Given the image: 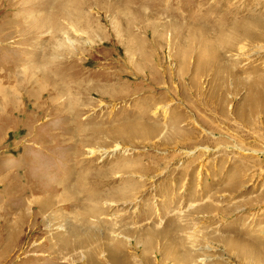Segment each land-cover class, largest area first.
I'll list each match as a JSON object with an SVG mask.
<instances>
[{"label":"rangeland","instance_id":"374dc122","mask_svg":"<svg viewBox=\"0 0 264 264\" xmlns=\"http://www.w3.org/2000/svg\"><path fill=\"white\" fill-rule=\"evenodd\" d=\"M94 263L264 264V0H0V264Z\"/></svg>","mask_w":264,"mask_h":264},{"label":"bare ground","instance_id":"6f19581e","mask_svg":"<svg viewBox=\"0 0 264 264\" xmlns=\"http://www.w3.org/2000/svg\"><path fill=\"white\" fill-rule=\"evenodd\" d=\"M244 38H246V37H244ZM239 40V39H238ZM223 42V41H222ZM238 43V42H237ZM234 45V44H233ZM233 45H231L230 47L231 48H233ZM239 47V46H238ZM234 50V49H233ZM231 51V50H230ZM157 62V61H156ZM145 63V62H144ZM146 64V63H145ZM156 66V65H155ZM84 67V66H83ZM74 68V67H73ZM158 68V67H157ZM57 69V68H56ZM145 74V73H144ZM259 75V74H258ZM260 76V75H259ZM154 77V76H153ZM155 78V77H154ZM161 79V78H160ZM159 79V80H160ZM171 79V78H170ZM169 79V80H170ZM158 80V79H157ZM158 80V81H159ZM258 82V81H257ZM60 84V83H59ZM64 85V84H63ZM161 86V85H160ZM253 86H258L256 83L255 84H253ZM52 87V86H51ZM69 87V86H68ZM64 88V87H63ZM72 88V87H71ZM70 88V89H71ZM164 88V87H163ZM174 88V87H173ZM162 89V88H161ZM116 94V93H115ZM59 96H60V94H59ZM113 96H114V94H113ZM53 97V96H52ZM175 98V97H174ZM69 100V99H68ZM70 102V101H69ZM62 103V102H61ZM49 104V103H48ZM161 108V107H160ZM73 115V114H72ZM181 118V117H180ZM64 130V129H63ZM186 135V134H185ZM138 136V135H137ZM143 137V136H142ZM147 137V136H146ZM144 138V137H143ZM142 138V139H143ZM141 141V140H140ZM122 145V144H121ZM62 186V185H61ZM73 186V185H72ZM88 186H91V185H87L84 181H82V182H80L78 185H77V189L78 190H76L75 191V193H72V196L74 197V200L75 201H81L80 199H81V195L82 194H86V192L88 191L89 192V194L91 195L90 197H89V199L92 201L91 203H87L85 206H84V209H86V207H92L93 206V208L92 209H90V211H96V209H98L97 207H98V204L102 201V198L96 193L97 192V189H96V186H97V184L94 182V184H93V186H91V187H89L88 188ZM83 190V191H82ZM68 196H69V194H68ZM70 198V197H69ZM76 203H78V202H76ZM80 203V202H79ZM82 203V202H81ZM80 203V204H81ZM74 204H75V202H74ZM90 205V206H89ZM106 206V205H105ZM82 212V211H81ZM80 212V215H82V216H86L87 215V213H85V212H83V213H81ZM98 213V212H97ZM79 217V216H78ZM76 218V217H75ZM81 220L82 219H84V217H82V218H80ZM76 220V219H75ZM83 221V220H82ZM89 222H91V221H89ZM97 222V221H96ZM73 223V222H72ZM78 223V222H77ZM96 224V223H95ZM84 225H86L85 223H83L82 225H79V224H76V226H78V228L77 229H79V230H81L82 228H83V226ZM97 225V224H96ZM99 225V224H98ZM96 228V227H95ZM77 229H70L71 230V232H73V234L74 235H77L76 233H79V232H77L78 230ZM96 230V229H95ZM98 230V229H97ZM74 232H76V233H74ZM88 232H89V230H88ZM66 234V233H65ZM85 235V234H84ZM87 236V235H86ZM61 237V236H60ZM59 237V238H60ZM81 238H84V237H81ZM86 238V237H85ZM88 238H89V236H88ZM62 239V238H61ZM80 239V238H79ZM85 240V239H84ZM84 240H82V239H80V240H78L76 243H73V244H71L70 246H66L65 247V249H63L62 250V252H63V254L64 253H73V255L74 256H76V254L78 253V252H76V249H78V246H80V247H84V245H90L91 244V240H89V242L88 241H86L83 245H82V243H83V241ZM80 241H82V242H80ZM79 242V243H78ZM78 243V244H77ZM69 244V243H68ZM114 245V244H113ZM102 246V245H101ZM111 247V246H110ZM80 249V248H79ZM95 249V248H94ZM53 250H55V249H53ZM73 250H75V252L73 251ZM81 250V249H80ZM100 250V249H99ZM83 251V250H82ZM88 252H89V250H88ZM87 252V253H88ZM94 260V259H93ZM97 261V260H96ZM103 263V262H102ZM94 264H97V263H94Z\"/></svg>","mask_w":264,"mask_h":264}]
</instances>
